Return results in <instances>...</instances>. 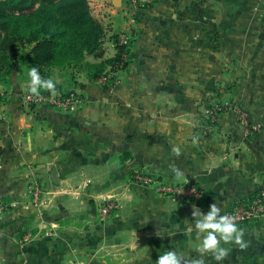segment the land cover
I'll return each instance as SVG.
<instances>
[{
  "label": "crops",
  "instance_id": "1",
  "mask_svg": "<svg viewBox=\"0 0 264 264\" xmlns=\"http://www.w3.org/2000/svg\"><path fill=\"white\" fill-rule=\"evenodd\" d=\"M88 1L106 27L103 57L129 37L116 83L72 70L69 80L64 73L53 79L81 95L70 112L25 110L23 66L0 84V264H156L169 250L183 257L180 264L202 255L204 264H264L262 220L238 224L247 247L221 241L231 250L220 261L196 251L203 239L196 224L212 204L218 218L237 199L264 191V0H154L131 11L126 0ZM212 104L232 109L196 137ZM144 174L201 188L190 205L203 217L137 183L133 176ZM34 180L56 190L87 183L94 198L114 197L119 208L104 222L63 227L56 238L32 236L24 224L34 210L27 187Z\"/></svg>",
  "mask_w": 264,
  "mask_h": 264
},
{
  "label": "trees",
  "instance_id": "2",
  "mask_svg": "<svg viewBox=\"0 0 264 264\" xmlns=\"http://www.w3.org/2000/svg\"><path fill=\"white\" fill-rule=\"evenodd\" d=\"M105 35L88 0H0V84L7 85L22 66L27 72L35 66L45 79L54 67L76 68L90 80L111 73L129 46L116 45L114 56L103 57Z\"/></svg>",
  "mask_w": 264,
  "mask_h": 264
},
{
  "label": "rangeland",
  "instance_id": "3",
  "mask_svg": "<svg viewBox=\"0 0 264 264\" xmlns=\"http://www.w3.org/2000/svg\"><path fill=\"white\" fill-rule=\"evenodd\" d=\"M87 59L89 62H94L95 60L93 57L90 58V56ZM24 67L25 66H23V70L21 71V76L27 75ZM71 70L72 73L74 71H78L76 68L60 69L54 67L51 70L50 78L52 77V80L55 78H60V76L64 73V80H69V74ZM82 72L84 73V71ZM142 176L147 175L144 174ZM133 177L135 178V181H137V183L143 185L144 187L154 189L158 194L169 197L180 206L182 204H192L193 201H197L199 199L166 194L158 191L155 185L151 183L147 184L145 182H141L137 177ZM49 184L48 188H45L43 183H39L38 181L34 180L30 181L27 186L29 189L30 202L34 207V210L33 212L29 213V221L26 222L24 226L29 229L31 228L30 231L33 233L32 236L38 234L39 231H41L40 233L48 238H56L60 234V230L63 227L68 228V226H75L76 228L79 227L80 229H82L86 228L85 226L93 221L104 222L111 216H113L119 208V201L114 197L94 198L92 196L93 193H91L92 189L87 183H71L70 185H64L62 190H56L55 187ZM35 188L41 191L38 198H35L30 193V190H34ZM106 200H110L116 205V208L112 209L109 214H104L103 212L104 203L106 202ZM1 207H6L5 202L0 204V209ZM259 220L264 221V218H261ZM82 233L87 235V229L83 230ZM27 238L30 239L31 236H28Z\"/></svg>",
  "mask_w": 264,
  "mask_h": 264
},
{
  "label": "built area",
  "instance_id": "4",
  "mask_svg": "<svg viewBox=\"0 0 264 264\" xmlns=\"http://www.w3.org/2000/svg\"><path fill=\"white\" fill-rule=\"evenodd\" d=\"M129 10L138 9L140 7H145L153 2V0H126ZM129 43V37L125 35H121L118 38L117 44L120 46H124L127 48ZM127 62V52H123L121 56V63L118 65L115 71L104 74L100 77V81L103 84L106 83H116L118 81V72L120 71V67H122ZM22 106L25 110L31 111L38 106H47L53 107L61 110H65L67 112L72 111L80 102L81 95L74 91H64L61 89H55L54 91H48L46 93H40L39 95L31 94L29 91L23 93L21 95ZM232 109L230 106L221 105V104H212L205 110V120L209 121L207 125L202 126L197 130L196 137L203 135L211 129L210 125H212L217 117L227 111ZM238 114L240 119L243 122H246L247 114L238 109ZM250 131V129H249ZM141 182H145L147 184H153L156 186L158 191H161L166 194H172L173 196H183L189 198H200L203 196V190L199 187H196L192 184H182V185H171V184H162L155 178L151 176H136ZM40 190L35 188L34 190H30V193L38 198L40 194ZM116 205L110 201L106 200L104 203L103 212L104 214H109L112 209H115ZM223 215H228L229 217H235V222L237 224H242L250 220H259L264 218V191L255 194L253 197L244 199H237L233 206L224 211L219 217Z\"/></svg>",
  "mask_w": 264,
  "mask_h": 264
},
{
  "label": "clouds",
  "instance_id": "5",
  "mask_svg": "<svg viewBox=\"0 0 264 264\" xmlns=\"http://www.w3.org/2000/svg\"><path fill=\"white\" fill-rule=\"evenodd\" d=\"M30 77L28 91L31 94L39 95L41 89L54 91L56 82L51 78H42L39 70L34 66L29 72ZM211 211L207 214L206 218L196 224L197 238L203 234L202 241L198 244L196 251L201 254L211 253L217 261L222 260L230 248L221 246V241L225 244H235L241 248L247 247L244 241V229L241 228L236 222L235 217L223 215L217 219V213L221 210L214 203L211 206ZM198 213H194L197 215ZM183 257L174 250L166 251L163 255L159 256L156 264H180ZM196 264H204L203 255Z\"/></svg>",
  "mask_w": 264,
  "mask_h": 264
},
{
  "label": "water",
  "instance_id": "6",
  "mask_svg": "<svg viewBox=\"0 0 264 264\" xmlns=\"http://www.w3.org/2000/svg\"><path fill=\"white\" fill-rule=\"evenodd\" d=\"M51 179L54 183H57L58 180V174L55 169L51 170ZM194 213H198L197 215H194ZM184 214L191 215V216H196V217H203V212L200 207L195 206V205H186L184 209Z\"/></svg>",
  "mask_w": 264,
  "mask_h": 264
}]
</instances>
